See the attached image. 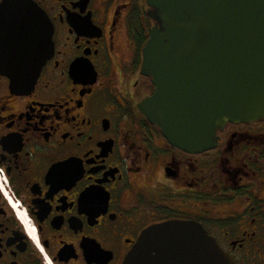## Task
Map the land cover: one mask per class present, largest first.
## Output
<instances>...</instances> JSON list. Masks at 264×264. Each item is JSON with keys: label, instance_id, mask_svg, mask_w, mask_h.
Instances as JSON below:
<instances>
[{"label": "flooded vegetation", "instance_id": "flooded-vegetation-1", "mask_svg": "<svg viewBox=\"0 0 264 264\" xmlns=\"http://www.w3.org/2000/svg\"><path fill=\"white\" fill-rule=\"evenodd\" d=\"M27 1L53 47L25 87L0 65V264H122L168 220L264 264V121L227 122L204 151L172 144L141 108L147 0Z\"/></svg>", "mask_w": 264, "mask_h": 264}, {"label": "water", "instance_id": "water-1", "mask_svg": "<svg viewBox=\"0 0 264 264\" xmlns=\"http://www.w3.org/2000/svg\"><path fill=\"white\" fill-rule=\"evenodd\" d=\"M156 21L142 70L155 91L141 104L174 145L212 148L227 122L264 121V0H147ZM48 16L27 0L0 4V65L20 87L52 50ZM122 264H236L193 220L145 228Z\"/></svg>", "mask_w": 264, "mask_h": 264}]
</instances>
